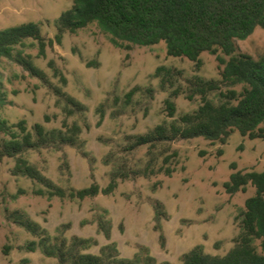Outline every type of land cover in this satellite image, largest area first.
Returning <instances> with one entry per match:
<instances>
[{
    "label": "rangeland",
    "instance_id": "1",
    "mask_svg": "<svg viewBox=\"0 0 264 264\" xmlns=\"http://www.w3.org/2000/svg\"><path fill=\"white\" fill-rule=\"evenodd\" d=\"M72 4L73 0H0V29L40 22L43 36L53 39L54 21ZM236 46L237 52L254 58L264 55V28L257 27L246 39L236 40ZM25 52L31 54L45 78L32 76L20 65L3 59L0 81L10 103L0 107V116L10 123L25 120L28 129L35 123L47 128L61 126L65 116L56 105L54 89L62 84L49 65L52 61L66 80L62 90L84 106L83 111L67 118L68 123L76 122L81 128L80 143L78 147L40 149L31 152L28 159L55 184L75 189L92 183L103 188L111 171L121 168L128 172L148 162L147 145L131 149L133 136L173 119L164 106L169 91L161 90L159 79L153 76L158 66L182 70L186 79H221L222 65L213 54L202 52L197 66L186 58L169 56L164 42L118 48L95 24L64 33L60 44L52 42L46 47L44 56H38L36 47ZM179 84L187 89L184 79ZM134 87L141 90L125 103L124 95ZM147 88L153 90L152 98L145 93ZM233 89L240 92L241 86ZM220 91L226 92V86L221 84ZM209 97L218 102L220 93ZM172 100L174 118L200 104L198 96L190 100L186 93ZM169 146L178 153L170 174L130 175L119 179L112 193L83 200L35 194L39 185L12 175L13 159H1L0 264H21L23 260L56 264L39 249L40 239L9 217L14 211L39 224L51 239H89L91 246L85 252L98 253L102 246L114 243L123 258L142 253L172 264L180 263L182 256L197 246L207 254H226L240 232L245 201L255 189L248 185L245 191L230 195L223 184L236 170L264 171V138L251 139L234 130L225 143L196 137ZM156 202L161 204L157 211ZM99 223L109 230V238ZM254 244L259 250L258 241Z\"/></svg>",
    "mask_w": 264,
    "mask_h": 264
},
{
    "label": "trees",
    "instance_id": "2",
    "mask_svg": "<svg viewBox=\"0 0 264 264\" xmlns=\"http://www.w3.org/2000/svg\"><path fill=\"white\" fill-rule=\"evenodd\" d=\"M91 24L109 35L115 47L126 50L164 42L169 56L186 58L197 66L202 52L213 54L222 65L221 79L206 80L199 76L186 79L182 70L158 66L153 76L159 79L161 90L169 91L164 106L167 116L173 119L133 136L131 149L147 145L148 162L142 168L128 172L121 168L111 171L109 182L103 188L92 183L75 189L55 184L28 159L31 152L40 149L78 147L80 143L81 128L76 122L68 123L67 118L83 111L84 106L62 90L66 80L50 61V67L62 84L54 89L56 105L65 116L61 126L47 128L42 123H35L28 129L25 120L10 123L0 116V160L13 159L12 175L26 177L38 184L35 194L49 199L83 200L99 193H112L118 180L130 175L149 177L157 171L170 174L173 171L171 164L178 153L170 150L169 144L177 140L202 137L211 142L225 143L234 130L251 139L264 138V55L254 58L237 52L236 46V40L246 39L257 27L264 28V0H73L71 8L54 21L56 32L53 39L43 36L40 22L0 29V63L3 59L9 60L30 75L44 79V72L34 65L31 54L25 49L36 47L38 56H44L46 47L52 42L60 44L64 33H76ZM182 79L188 83L186 90L179 84ZM221 84L226 86V92L220 91ZM237 85L241 86L240 92L233 89ZM140 90L139 87L132 88L124 95V102L130 103ZM217 91L220 99L215 102L209 96ZM145 93L153 97L151 88H147ZM181 93H186L190 100L198 96L200 104L195 110L174 118L176 108L172 99ZM9 103L0 81V107ZM48 119L45 116L44 121ZM159 160L161 163L157 167ZM248 185L254 187L255 193L245 201L240 232L233 247L220 256L207 254L197 246L185 253L178 264H264V171L236 170L223 187L232 195L245 191ZM160 207L161 204L156 202V211ZM9 217L38 237L39 249L54 258L56 264H172L158 262L142 253L123 258L114 243L102 246L98 253L85 252L91 246L89 239L78 236L51 239L24 213L14 211ZM99 224L100 230L109 238V230ZM255 241H258L259 250ZM21 264L30 263L23 260Z\"/></svg>",
    "mask_w": 264,
    "mask_h": 264
}]
</instances>
